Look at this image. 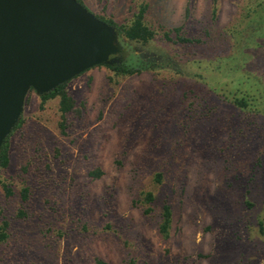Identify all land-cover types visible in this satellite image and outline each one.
Instances as JSON below:
<instances>
[{
    "label": "rangeland",
    "instance_id": "rangeland-1",
    "mask_svg": "<svg viewBox=\"0 0 264 264\" xmlns=\"http://www.w3.org/2000/svg\"><path fill=\"white\" fill-rule=\"evenodd\" d=\"M82 1L121 25L146 4L154 39L121 40L154 66L68 81L65 131L60 97L28 92L1 171L0 264H264V0Z\"/></svg>",
    "mask_w": 264,
    "mask_h": 264
},
{
    "label": "water",
    "instance_id": "water-1",
    "mask_svg": "<svg viewBox=\"0 0 264 264\" xmlns=\"http://www.w3.org/2000/svg\"><path fill=\"white\" fill-rule=\"evenodd\" d=\"M126 51L79 0H0V153L31 89L43 95Z\"/></svg>",
    "mask_w": 264,
    "mask_h": 264
},
{
    "label": "trees",
    "instance_id": "trees-1",
    "mask_svg": "<svg viewBox=\"0 0 264 264\" xmlns=\"http://www.w3.org/2000/svg\"><path fill=\"white\" fill-rule=\"evenodd\" d=\"M80 2H83L82 0H79ZM146 4L141 5L138 11H136L133 15V18L131 22L127 24H118L115 21L111 19H105L103 17H100L107 22L115 25L117 29L119 30L120 36H124L129 41L132 42H138V43H144L147 44L151 42L152 39H154L156 35V31L146 23L145 21V12H146ZM174 31L179 35L178 40L182 42H192L193 38H188L185 36L180 35L181 28L177 27L174 29ZM168 35V38H171L169 36V33L166 32ZM125 56H127L125 58ZM137 56V57H136ZM137 58V59H135ZM115 58L112 64H108L109 67H111L116 73L118 74H127L132 75L135 73H141L144 71V69L149 68L150 66H154L153 64H146V60L144 57H141L139 55H135L133 52L129 51L128 53L124 54L121 58ZM117 60V61H116ZM67 82L64 84L59 85L54 90L45 93L41 95L43 101L45 102L47 99L59 96L60 97V110L62 112V131H65V120H66V114L72 110L74 107V99L73 97L67 92L66 89ZM241 92V90H239ZM242 97H236L235 100V106H237L242 111L245 110V107L247 106V97L243 94H241ZM23 122V117L21 116L19 122L13 129L14 130L21 125ZM12 133L7 137L5 143L2 146V150L0 153V184L3 182L1 178V171L3 168H6L10 163V137ZM92 175H100L101 171L100 169L97 171H92ZM161 174L158 175V179H160ZM4 188L6 189L7 193L10 194L12 191L10 187H8L7 184L3 183ZM27 189H24V197H26ZM145 203H150L155 200V195L152 191L146 192L143 198ZM151 208H146V212H150ZM172 222H173V210L172 206L169 203H165L162 207V213H161V220L159 223V232L164 238H168L171 233L172 228ZM6 222L0 226V242L4 241L8 237V232L6 231ZM97 264H109L105 260L101 258L96 259ZM126 264H138V261L133 256H128L126 260Z\"/></svg>",
    "mask_w": 264,
    "mask_h": 264
},
{
    "label": "flooded vegetation",
    "instance_id": "flooded-vegetation-1",
    "mask_svg": "<svg viewBox=\"0 0 264 264\" xmlns=\"http://www.w3.org/2000/svg\"><path fill=\"white\" fill-rule=\"evenodd\" d=\"M123 44H124V46L127 47V51H126V52H123L121 55L116 56L115 58H118V59H119V58H121L124 54H126V53H128V52L130 51V46H129L128 44H125V43H123ZM115 58H114V59H115ZM118 59H117V60H118ZM117 60H116V61H117Z\"/></svg>",
    "mask_w": 264,
    "mask_h": 264
}]
</instances>
